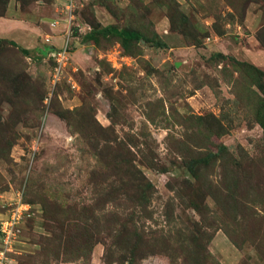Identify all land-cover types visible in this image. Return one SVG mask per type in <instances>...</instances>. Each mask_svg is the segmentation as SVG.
<instances>
[{"label":"rangeland","instance_id":"374dc122","mask_svg":"<svg viewBox=\"0 0 264 264\" xmlns=\"http://www.w3.org/2000/svg\"><path fill=\"white\" fill-rule=\"evenodd\" d=\"M67 3L0 0L6 264H264V0Z\"/></svg>","mask_w":264,"mask_h":264},{"label":"trees","instance_id":"16d2710c","mask_svg":"<svg viewBox=\"0 0 264 264\" xmlns=\"http://www.w3.org/2000/svg\"><path fill=\"white\" fill-rule=\"evenodd\" d=\"M107 33H111L115 36H117L119 39H121L122 43L130 42L133 40H138L140 38V33L135 30L126 29V28H117L114 26H109L104 29ZM5 41L3 38H0V42ZM9 43L15 45V42L10 40ZM23 51H27L26 49H22ZM245 63V62H243ZM248 67H250L251 72L253 73V76L255 78V84L262 92L263 96L261 97L260 103L262 110L264 112V71L256 68V66H253L252 64H248ZM261 127L264 129V122H260Z\"/></svg>","mask_w":264,"mask_h":264},{"label":"built area","instance_id":"2783aa9c","mask_svg":"<svg viewBox=\"0 0 264 264\" xmlns=\"http://www.w3.org/2000/svg\"><path fill=\"white\" fill-rule=\"evenodd\" d=\"M73 3V0H68V3L66 4V9H68V6L71 5ZM59 57H64V55L62 54H59ZM13 221L15 219H12ZM11 221V222H13ZM17 222V220H15ZM5 228V224L4 225H1L0 224V231L2 233V229ZM1 235V242H2V247L0 248V264H6V260H7V257H5V248L7 247H11L12 246V243H10L12 241V238L13 236H11V232L10 231H7L6 234H4V236L2 234ZM6 238V239H5ZM14 240V238H13Z\"/></svg>","mask_w":264,"mask_h":264}]
</instances>
